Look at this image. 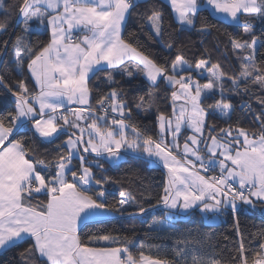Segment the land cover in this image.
I'll return each mask as SVG.
<instances>
[{
  "label": "snow or ice",
  "instance_id": "6c2138e0",
  "mask_svg": "<svg viewBox=\"0 0 264 264\" xmlns=\"http://www.w3.org/2000/svg\"><path fill=\"white\" fill-rule=\"evenodd\" d=\"M138 2L20 0L18 7L25 24L24 31L29 30L27 26L33 21L41 24L46 21L51 29L49 42L39 46V50L23 45L22 37L16 38L14 60L19 66L17 71H22L25 58L30 57L27 69L39 91L30 94L25 84L19 82V91L12 93L14 114L8 113L0 118V250L31 240L29 247L20 254L25 264L33 255L40 264H189L188 249L178 250L176 259L170 261L166 254L164 258L159 255V247L156 248L157 255L146 254L143 244L134 255L127 246L132 242L127 237L104 234L89 237L87 242L81 240L79 228L82 224L105 215L123 216L125 206L136 202L130 193L121 191L118 201L109 203L105 188L109 181L95 179L93 172V167L103 170L104 164L98 159L87 160L81 152L94 153L107 163H116L123 159L121 149L132 150L147 154L151 164H162L167 169L163 195L157 201V206L162 205L165 210V216L149 225L156 231L171 228L176 216L187 215L192 210L198 209L210 222H215L229 210L235 215L240 211L241 203L254 207L253 198L264 201V130L249 134L239 128L233 135L229 128L221 129L219 137L211 134L215 129L206 125L208 112L202 101L218 93L220 99L207 107L222 116L229 115L233 105L225 97L226 74L218 63L209 67L207 59L197 60L193 68L182 54H177L170 68H166L127 42L122 36V27L126 16ZM167 2L181 26L195 27L197 15L208 8L234 22H239L241 16L248 17L244 21L243 34L250 37V42L236 38L231 41L233 49L239 52L240 70L237 76L230 78V83L232 91L237 94L241 90L250 92L251 86H259L264 92V69L255 62L264 41H258L250 31L254 20L264 23V0ZM147 20L152 35L160 37L162 12L153 7ZM4 29L5 24L0 23V31ZM76 30L86 34L74 38L72 33ZM197 31L203 33L207 28L202 26ZM167 47L170 50L172 45ZM132 67L153 85L163 79L169 86H177V90L171 93L172 115L160 113L157 117L161 134H171V144L163 139L154 140L128 123L125 117H130L131 109L120 98L117 88L111 87L117 83L111 75L106 77L109 92L96 102L102 115L91 106L88 82L92 76L106 69L132 76ZM204 71L208 75L202 84L192 73L203 76ZM2 82L3 77H0ZM139 99L144 102V97ZM257 99L264 105V99ZM71 104L77 107H66ZM62 108L66 109L67 115H57ZM112 114L119 118L113 116L109 120ZM6 120L11 126L6 124ZM257 120H261L259 115ZM58 121H63V124ZM261 125L264 129V121ZM184 126L193 134L185 139L181 149L178 139ZM206 127L210 129L207 139L204 138ZM67 129L73 131L57 145L58 155L51 161L35 158L24 139L12 138L21 132L34 131L43 143L51 144ZM201 143L206 149L207 159L201 155ZM73 159L80 161L78 170H73ZM217 167L218 176L201 175V171L207 173ZM37 194L45 195L47 200L32 204L31 199ZM146 211L144 207L139 208L141 215ZM260 235L264 237V233ZM188 237L193 238V234L188 233ZM100 242L116 246H89ZM196 243L209 252L207 257L193 255L192 264H216L212 259L213 245L201 240ZM148 252L151 253V246ZM239 252L241 264H249L243 255V240ZM252 264H264V243L260 244V251L255 253Z\"/></svg>",
  "mask_w": 264,
  "mask_h": 264
},
{
  "label": "trees",
  "instance_id": "16d2710c",
  "mask_svg": "<svg viewBox=\"0 0 264 264\" xmlns=\"http://www.w3.org/2000/svg\"><path fill=\"white\" fill-rule=\"evenodd\" d=\"M20 0H5L4 9L0 11V23L5 24V29L0 31V118L6 117L8 113L15 111V98L13 92L19 91L17 84L23 82L30 94H35L38 89L35 87L32 77L27 69L29 58H25L22 71H17L19 67L15 60V41L22 37L23 45L39 50V46L47 44L50 40V29L44 23L38 21L29 23L30 27L36 30L24 31L23 19L19 13ZM163 14V30L160 37L152 35L148 26L147 17L151 14L152 8ZM249 19L242 16L241 23L233 24L219 19L212 15L209 10L201 11L196 17L195 27L181 26L177 23L174 13L164 0H144L136 3L130 10L124 25L122 36L132 43L145 55L152 58L158 65L170 68L171 62L177 54H182L185 59L195 67L199 59H207L211 64L218 63L225 75V97L231 102L233 108L228 116H222L218 111L208 108L214 104L215 100L220 99L217 93L214 97L205 98L202 103L208 115L206 125L214 128L212 135L220 136L221 129L231 128L235 132L239 128L248 131L249 134L260 133L262 130L261 121H264V105L257 97L264 99V92L260 91L259 86H251L250 92L242 90L237 94L232 91L230 78L237 76L240 70V61L237 60L239 52L233 49L232 39L249 40L250 37L244 36V21ZM206 27V32L197 31L201 27ZM40 28V29H38ZM250 31L258 41H264V23L254 20L251 23ZM131 34V35H130ZM7 42V45H5ZM169 44L172 48L169 50ZM255 62L264 69V47H260L255 58ZM132 76L122 75L119 70L112 71L106 69L97 72L88 82L91 90V106L96 107L97 100L109 92L110 86L106 77L111 75L116 84L111 87L117 88L120 98L123 99L127 108L131 109L130 117H125L128 123L135 125L144 135L152 136L159 141V125L157 117L160 113L171 114L172 88L166 84L165 80L159 79L156 85L150 83L147 78L139 74L135 67L131 68ZM171 74V73H169ZM193 77L202 84L206 82L205 77L208 73L203 72V76L192 73ZM140 97H144L141 103ZM139 105V107H138ZM261 120H257V116ZM91 121V120H90ZM11 126L9 121H5ZM106 124H103L105 126ZM209 127L204 129V138L209 135ZM70 131H65L53 143H43L42 139L34 131H25L14 136V139H24L26 147L32 150V154L37 159L46 161L53 160L58 155L57 145L67 139ZM132 134V133H131ZM186 130H184L185 136ZM209 141V140H208ZM201 143V155L207 158L206 151ZM87 160L98 159L104 164V169L93 167L95 179L109 181L105 183L106 199L109 203H115L119 199L121 191L130 193L135 197V203L127 205L125 215H107L102 219L90 220L83 224L79 233L81 240L87 242L89 237L111 234L116 237H127L131 244L127 245L129 250L138 254L141 244L145 246L146 254L157 255L156 248L159 247L162 258L170 261L176 259L175 253L180 249H188V261L192 264V256L207 257L209 249H201L196 241L201 240L213 245L211 251L214 253L212 259L216 264H241V253L239 246L243 240L245 252L249 264L255 253L260 251V244L264 243V217L262 206L258 201H254L253 210L240 205V211L235 215L229 210L220 217L219 223H208L201 212L196 209L187 215H178L172 220V227L160 231L149 227L154 220H159L165 216L162 205L157 206L159 197L163 195V188L168 179L167 169L163 165H153L149 160L139 154L126 152L124 159L119 163H107L93 154H84ZM73 170H78L80 162L74 159ZM39 170V168H38ZM69 178L70 173H69ZM47 197L43 194L34 195L31 199L32 204L37 201H46ZM144 207L145 214H139V208ZM237 222L239 231H237ZM188 233L193 234V238L188 237ZM32 243L31 240L20 242L16 247L0 252V264H25L20 255ZM89 246H116L109 242L90 244ZM151 246V253L148 247ZM27 264H40V261L33 255Z\"/></svg>",
  "mask_w": 264,
  "mask_h": 264
},
{
  "label": "crops",
  "instance_id": "0c3cea01",
  "mask_svg": "<svg viewBox=\"0 0 264 264\" xmlns=\"http://www.w3.org/2000/svg\"><path fill=\"white\" fill-rule=\"evenodd\" d=\"M139 1H144V0H139ZM166 3H168L167 2V0H164ZM169 4V3H168ZM169 6H170V4H169ZM171 7V6H170ZM208 10L212 13V15H214L215 17H217V18H219V19H222V20H224V21H226V22H229V23H233V24H238V23H241V19H242V16L240 17V21L239 22H234L233 20H231L230 18H227V17H225L224 15H217L215 12H213V10L211 9V8H208ZM174 13V12H173ZM174 16H175V14H174ZM127 17H128V15L126 16V20H127ZM20 18H21V16H20ZM125 23H126V21H125ZM125 25V24H124ZM123 28H124V26L122 27V31H123ZM86 33L85 32H83V31H79V30H76V31H74L73 33H72V35H73V37L74 38H79V37H82L83 35H85ZM50 37H51V29H50ZM32 80H33V78H32ZM33 82H34V80H33ZM34 85H35V87L38 89V87H37V85L35 84V82H34ZM38 91H39V89H38ZM66 107L67 108H75V107H77V105L76 104H71V105H66ZM60 114H65V115H67L68 114V112L66 111V109H64V108H62V109H60L59 110V112L57 113V115H60ZM58 123H60V124H63V121H58ZM104 124V123H103ZM67 131H73L72 129H67ZM246 132H248L247 130H246ZM78 134V133H77ZM193 134V133H192ZM191 134V135H192ZM236 134V131L235 132H233V135H235ZM219 137V136H218ZM13 138V137H12ZM243 138L241 137V140H242ZM209 143H210V140L208 141ZM184 145V144H183ZM183 145L182 146H180V148L181 149H183ZM200 148H201V145H200ZM203 148H204V145H203ZM205 149V148H204ZM205 151H206V149H205ZM127 152V151H126ZM125 152V153H126ZM133 153H136V152H133ZM81 154H82V152H81ZM84 154H86V153H84ZM139 154H141V153H139ZM176 154V153H175ZM83 155V154H82ZM142 155V154H141ZM178 155V154H177ZM143 156H145V155H143ZM145 157H147V156H145ZM178 158H182V157H179L178 156ZM191 158V157H190ZM194 159V158H193ZM205 159H207V158H205ZM80 162V161H79ZM72 163H73V166H75V162H74V159H73V161H72ZM230 166V165H229ZM74 168V167H73ZM220 173H219V168L217 167L215 170H212V171H210V172H207V173H205V172H203V171H201V175H207V176H213V175H215V176H218ZM254 201H258L259 202V204L262 206V215H263V217H264V201H261V200H256L255 198H253V204H254ZM238 203H240V202H238ZM241 205V204H240ZM250 206V205H249ZM202 215H203V217H204V219L206 220V222H208V223H219L220 222V218L217 220V221H215V222H210L206 217H205V215L203 214V213H201ZM107 215H105V216H101V217H97V218H94V219H92V220H96V219H102V218H104V217H106ZM83 225V224H82ZM81 225V226H82ZM80 226V227H81ZM80 229V228H79ZM4 250H6V249H3V250H0V252H2V251H4Z\"/></svg>",
  "mask_w": 264,
  "mask_h": 264
},
{
  "label": "rangeland",
  "instance_id": "374dc122",
  "mask_svg": "<svg viewBox=\"0 0 264 264\" xmlns=\"http://www.w3.org/2000/svg\"><path fill=\"white\" fill-rule=\"evenodd\" d=\"M4 2H5V0H0V11L1 10H3L4 9ZM52 14H54V13H52ZM21 19H22V17H21ZM45 24H46V21H45ZM23 27H24V29H25V24L23 23ZM28 27V29H31V30H36L37 28H33V27H30L29 25L27 26ZM38 29H40V28H38ZM49 29H50V27H49ZM29 31V30H28ZM152 59V58H151ZM146 77V76H145ZM147 78V77H146ZM148 80V79H147ZM149 81V80H148ZM159 81V80H158ZM150 82V81H149ZM166 82V84H168V82L167 81H165ZM151 83V82H150ZM171 88H172V90L173 91H175V90H177V86H170ZM172 91V92H173ZM171 103H172V99H171ZM172 112H173V105H172ZM172 112H171V114H165V116H171L172 115ZM113 116H115V114H112V116H110L109 117V120L111 119V118H113ZM115 118H119L118 116H115ZM82 124H83V122H82ZM98 124H100L102 127H106V125L105 126H103V122H101V121H98ZM158 125H159V122H158ZM184 130H186V133L187 134H185V136H184ZM192 134V131H191V129H189V128H187L186 126H184V127H182V130H181V134H180V136H179V139H178V143H179V145L180 146H182L183 144H184V142H185V139L188 137V136H190ZM128 135H129V137L131 138L132 137V134H131V130L129 129L128 130ZM85 139H87V133H85ZM165 140V141H167L169 144H171V142H172V136H171V134H169V133H167V132H165L163 135L161 134V132H160V128H159V141L160 140ZM133 152L132 150H125V149H121V153H122V155H123V159H124V155H125V152ZM142 154V153H141ZM176 154H178V156H179V153H176ZM142 155H145V156H147V154H142ZM121 161V160H120ZM120 161H118V162H116V163H119ZM112 164H115V163H112ZM162 165V164H161Z\"/></svg>",
  "mask_w": 264,
  "mask_h": 264
},
{
  "label": "built area",
  "instance_id": "2783aa9c",
  "mask_svg": "<svg viewBox=\"0 0 264 264\" xmlns=\"http://www.w3.org/2000/svg\"><path fill=\"white\" fill-rule=\"evenodd\" d=\"M92 107H93L94 109H96V111H97L98 114H101V115H102V113L100 112V109H99V108L94 107V106H92ZM88 122L90 123L91 121L89 120ZM234 186H237V185H234ZM241 205H244V206H246V207H248V208H250V209L253 210V206L245 205V204H242V203H241Z\"/></svg>",
  "mask_w": 264,
  "mask_h": 264
}]
</instances>
